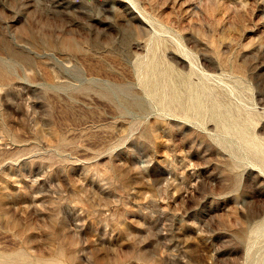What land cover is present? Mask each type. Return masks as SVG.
<instances>
[{"label":"rangeland","instance_id":"374dc122","mask_svg":"<svg viewBox=\"0 0 264 264\" xmlns=\"http://www.w3.org/2000/svg\"><path fill=\"white\" fill-rule=\"evenodd\" d=\"M0 264H264V0H0Z\"/></svg>","mask_w":264,"mask_h":264}]
</instances>
